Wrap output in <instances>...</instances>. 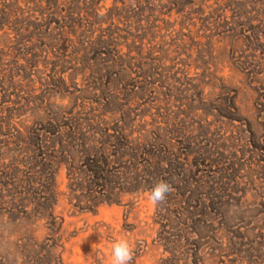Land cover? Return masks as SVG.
I'll return each instance as SVG.
<instances>
[{
  "label": "rangeland",
  "instance_id": "1",
  "mask_svg": "<svg viewBox=\"0 0 264 264\" xmlns=\"http://www.w3.org/2000/svg\"><path fill=\"white\" fill-rule=\"evenodd\" d=\"M96 1L81 18L96 21L94 41L119 30L108 57L117 69L97 73L78 34L83 64L56 61L53 41L39 38L27 48L53 52L35 51L31 69V54L20 60L28 79L11 124L21 139L61 128L54 151L8 155L15 140H0V264L17 254L23 264H110L120 237L134 245L132 264H264L263 0ZM152 47L167 59L145 87L136 67ZM89 141L106 152H83ZM160 180L173 191L153 208L147 193Z\"/></svg>",
  "mask_w": 264,
  "mask_h": 264
},
{
  "label": "trees",
  "instance_id": "2",
  "mask_svg": "<svg viewBox=\"0 0 264 264\" xmlns=\"http://www.w3.org/2000/svg\"><path fill=\"white\" fill-rule=\"evenodd\" d=\"M43 2H45V6L41 8ZM97 2L98 1L96 0H25L24 7H21L17 0H0V31L3 32L2 35H0V45L4 44L0 49V86L2 87L3 92V95L1 96L2 107L0 108V113H5V115L0 118V140L2 137H6V139L13 138L15 141L12 144L16 148L12 147V150L7 151L8 155L14 153L27 155L34 154L37 151L42 152L51 149V151H54L55 142L57 141V139H54V135L58 132V127L61 128L54 124L55 128L52 131L50 130L51 132L46 135L47 132H49L48 129H43L41 126L38 130H35L33 134L31 133L28 135L26 139H21V129L16 128L11 124L12 119L16 118L19 115V112L23 109L21 106V100L23 98L20 94L22 93V83L28 79L26 75H22L23 66L20 65V60H24L25 62L24 57L27 56V54H31L30 59L27 60V65L31 69L36 67L35 51L39 49L40 52L46 56L53 52L52 48L46 45H42L41 47L38 44H31V46L27 48L26 44H30L33 38H39L41 41H53L52 44L56 48L53 56L58 62L69 57V62H73L76 65L83 64L86 57V55H81L80 53V49H83V51H87L86 53L93 54L94 57L90 59V61L92 68H94L97 73H100L102 70L109 73L118 68L119 65L116 64L115 61H110L112 59H109L108 57L111 52V47L120 39L119 35L114 37V35L118 34L119 30L116 29L115 32H107V35L102 34L96 38L95 41L92 40V35L95 33L94 26L97 23L96 21L89 22L88 17L91 18L94 14V6L95 4L97 5ZM261 5H264V0L261 1ZM83 12L88 16H84L86 19L81 18ZM34 13L38 14V18L34 17ZM66 19L71 21V23L67 24L65 22ZM37 20L39 21L36 22ZM83 21L86 25L82 23ZM52 25H54L53 28ZM77 34L79 36L85 35V39L87 40L84 43L85 47L81 46L80 49L78 46L74 49L73 40L70 38V35L75 37ZM123 39L126 38L123 37ZM173 42L174 41H172L171 44H173ZM176 47L178 48L179 45ZM70 48L74 50L71 54H68ZM182 48H184V46H182ZM3 50L8 54H3ZM139 51H141L140 48ZM10 52H13V57H10V60L6 61L5 57H8V55L11 56ZM157 53L160 55H154ZM165 53L166 51H163L162 49L156 50L152 47L147 50L145 55L146 58L140 59L138 66L136 67V74L143 77L145 87L154 84L152 80L147 81V79L153 74L152 68H159V63L167 59ZM138 55L141 56V53H138ZM101 56H104V58L100 59ZM128 56L129 54H125L122 58H127V61L124 60V64L129 67V63L133 61V59H129ZM119 58L122 59L121 57ZM46 59H48V57H46ZM117 61L120 63L123 62L121 60ZM109 62L110 64H108ZM47 63L48 61H45V64ZM85 68L84 65L83 70ZM120 70L122 71V68H120ZM113 75L114 74H112V76ZM40 109L41 106H38L32 108L31 111L38 113L37 111ZM68 129L70 130L67 131V133H64L65 135H72L77 131V127L70 126ZM25 140H27V142ZM4 143L6 146L11 145L8 141H4ZM83 143L84 149L82 148V151L84 150L83 152L89 154L93 151L95 152L93 153L95 154V157L100 152H106V148L104 147L105 143H103L100 148H94L90 145L92 143L91 141L87 143V146L85 142ZM68 146L70 150H73L75 145H67V147H60V149H62V152H66L65 150H67L69 154H72V151L68 150ZM4 156L6 155L4 154ZM95 157L93 156L91 159L96 168V172H92V174H96L97 176L98 173L100 177L102 171L97 169L103 159H95ZM50 158L51 156H48L46 160L49 161ZM43 165L44 164H42V167ZM104 165L106 166V164ZM42 167L40 169H42ZM34 168L35 167L31 168V170L34 171ZM40 171L41 170H37L34 174L40 173ZM4 179L8 180L5 175Z\"/></svg>",
  "mask_w": 264,
  "mask_h": 264
},
{
  "label": "clouds",
  "instance_id": "3",
  "mask_svg": "<svg viewBox=\"0 0 264 264\" xmlns=\"http://www.w3.org/2000/svg\"><path fill=\"white\" fill-rule=\"evenodd\" d=\"M173 191L172 186L164 181H157L147 193V200L153 208L163 204L167 200L168 194ZM4 248L0 247V252ZM12 250L9 249V252ZM135 257L134 245L127 237H120L118 240L111 243L110 249V264H132ZM16 264H23V257L18 254L14 256Z\"/></svg>",
  "mask_w": 264,
  "mask_h": 264
}]
</instances>
